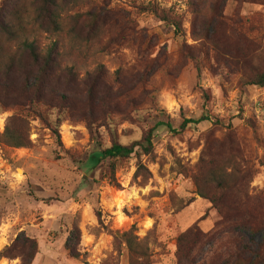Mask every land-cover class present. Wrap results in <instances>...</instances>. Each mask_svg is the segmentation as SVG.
<instances>
[{"label": "rangeland", "instance_id": "rangeland-1", "mask_svg": "<svg viewBox=\"0 0 264 264\" xmlns=\"http://www.w3.org/2000/svg\"><path fill=\"white\" fill-rule=\"evenodd\" d=\"M20 1L9 0L10 9L19 10L29 0ZM213 1L65 4V28L79 21L84 37H90L88 42L80 41L72 58L59 59L62 71L76 63L81 92H74L72 101L83 115L73 114L62 124L59 145L34 115L0 107V134L17 116L24 119L30 141L28 147L16 149L0 139V264H22L21 257L3 255L21 236L37 244L32 264H129L126 246L121 253L116 249L115 234L130 231L148 246L152 264H176L177 239L194 224L205 233L225 231L226 225H218L219 212L198 194L195 177L200 167L227 160L222 146L231 134L239 146L237 164L250 180L245 183L246 194L255 212L264 216V87L244 85L243 66L233 57L237 50L241 54L252 50L264 67V5L226 0L225 30L210 26ZM150 4L181 18L184 35H176L171 25L140 11ZM89 13L100 16L96 24ZM54 38L40 39L47 44ZM188 55L197 58L199 66ZM87 74L99 76L96 89L101 94L106 96L104 88L110 89V103L118 113L103 108L88 114L80 100L87 91L82 84L90 82ZM204 93L210 95V120L191 124L178 135L158 126L170 122L177 129L184 119L205 117ZM90 120L95 123V139L88 129ZM150 129L156 130L154 153L116 161L119 186L111 181V160L90 173L83 169L98 144L111 146V130L128 145ZM140 163L148 173L137 175ZM96 207L103 213L101 222ZM237 237L255 247L263 241V233H224L220 243L204 246L194 257L199 261L203 254L199 263L203 264L219 248L226 256L235 251ZM70 240L75 256L67 248ZM26 251L31 252L29 243Z\"/></svg>", "mask_w": 264, "mask_h": 264}, {"label": "trees", "instance_id": "trees-1", "mask_svg": "<svg viewBox=\"0 0 264 264\" xmlns=\"http://www.w3.org/2000/svg\"><path fill=\"white\" fill-rule=\"evenodd\" d=\"M72 1L75 0H29L19 10H12L10 8L13 2L9 4V0H0V107L18 110L20 114L34 115L47 125L59 145L62 144L60 134L62 124L73 114L83 115V110L77 108L72 101L73 93L81 92L76 63L68 64L62 71L59 68V59L64 56L72 58L73 53L79 51L80 41L88 42L90 40V37H84L83 29L78 28L79 21L68 30L64 26V7L65 4L68 5ZM225 1L216 0L211 3L213 19L210 26L213 27V24H216L227 30V25L222 17ZM233 1L264 5V0ZM21 3L23 0L20 1ZM140 11L149 12L162 22L171 25L176 35H184L181 18L162 9L158 4L142 6ZM88 15L92 16L94 24L100 19L96 13ZM43 36L45 38L54 36L55 38L45 44L40 39ZM206 38H210L208 31ZM237 51L233 57L239 61V65L243 66L246 76L244 85L256 88L264 87L262 59L259 60L252 50L246 54H241L242 50ZM188 57L199 66L197 58L192 55H188ZM198 70L200 69L198 68ZM87 80L90 82L82 84V89L85 88L87 91L80 100L83 101L88 114L93 115L94 112L103 108L117 111L118 109L110 103L112 99V95L109 96L110 89L104 88L106 96L98 91L101 90L100 88L96 89V85L99 84V76L92 78L91 74H87ZM203 98L204 109L207 111L205 117L199 120L184 119L177 129L170 122H160L158 126L178 135L191 124H200L205 120H210L211 115L208 110L210 95L204 93ZM55 111H57L56 115ZM138 113V119L143 121L144 115L140 111ZM94 124L91 120L88 123V129L93 139L96 137ZM109 126L111 127V125ZM155 131V129H150L140 140L126 145L121 143L118 133L111 130V146L103 148L98 144L97 149L91 152L83 162V169L90 173L104 161L111 160L113 165L111 181L119 186L115 177L116 161L130 159L133 155L139 159L144 156L150 157L154 153ZM0 139L11 148L28 147L30 141L24 119L17 116L10 118L4 133L0 134ZM226 139L222 148L224 149L223 158L227 160L223 164H209L212 166L200 167V172L195 177L198 194L208 200L212 208L219 212L221 222L218 225L220 228L226 225L225 231L205 233L199 229L197 223L194 224L177 239L176 264L202 263L203 254L199 261L196 260L197 256L194 257L197 251L207 245L215 247L221 242L224 233L237 235L239 231L248 232L251 236L263 233V241L255 247L252 244L244 243L237 237L240 242L234 252L223 256L221 254L223 249L219 248V251L216 249L212 252L213 257L203 264H264V216L260 217L255 212V208L252 207L248 194H246L245 183L248 184L250 180L246 176V171H242L237 164L239 146L232 134ZM228 168H231V171ZM148 172V169L140 163L137 175ZM262 194L264 195V192ZM96 215L101 222L103 213L99 207H96ZM71 242L70 240L67 243V248L72 256H75L76 248ZM27 243L31 247L29 253L26 251ZM115 244L119 253L122 252L123 244L126 246L129 264H152L150 249L143 241H139L134 231L116 233ZM36 248L37 244L34 241L21 236L17 240L16 246L3 255L9 258L21 257L22 264H32Z\"/></svg>", "mask_w": 264, "mask_h": 264}]
</instances>
